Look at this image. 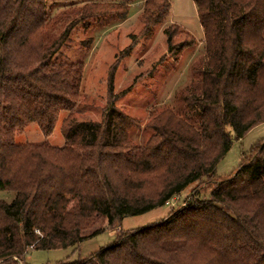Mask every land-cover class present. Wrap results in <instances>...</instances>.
<instances>
[{
    "label": "trees",
    "instance_id": "obj_1",
    "mask_svg": "<svg viewBox=\"0 0 264 264\" xmlns=\"http://www.w3.org/2000/svg\"><path fill=\"white\" fill-rule=\"evenodd\" d=\"M130 1L87 0L75 12L52 14L47 0H0V190L15 192L11 202L0 200V264L23 261L29 249L78 245L105 232V221L165 205L192 184L166 218L58 264H264V140L243 154L233 175L211 182L208 198L199 188L216 177L233 141L264 123V0H193L204 31L200 66L182 101L154 119L144 145L130 137L137 122L114 104L130 90L114 93L118 62L98 122L74 115L83 62L53 60L77 23L124 21ZM171 6L145 0L142 28L123 55L166 24ZM164 33L174 60L196 43L175 23ZM61 112L68 113L63 146L16 142L31 123L51 135Z\"/></svg>",
    "mask_w": 264,
    "mask_h": 264
},
{
    "label": "rangeland",
    "instance_id": "obj_2",
    "mask_svg": "<svg viewBox=\"0 0 264 264\" xmlns=\"http://www.w3.org/2000/svg\"><path fill=\"white\" fill-rule=\"evenodd\" d=\"M84 1L87 0H47V7L52 14L75 12L83 6ZM170 1L171 12L165 23L181 26L196 39L195 45L186 48L178 60H174L167 52L164 33L166 24L156 26L150 38H140L128 55H123L132 42V35H138L142 28L139 10L145 0H131L129 16L124 21L118 22L110 17L91 18L83 19L75 25L53 60L82 61L84 64L82 97L74 114L78 120H103L109 98L108 77L112 66L117 62L114 93L119 95L128 88L130 90L116 99L114 104L118 110L137 122L129 131L131 139L137 145H144L154 135L152 125L162 110L175 105L188 93V87L195 77L194 69L199 68L200 58L204 54V33L193 0ZM64 28L65 25H62L55 30L52 39L57 38ZM67 115V112L60 113L51 135L45 136L36 123H31L16 135V142H47L52 146H63L66 140L61 131V122ZM262 140L264 123L250 129L242 139L234 140L216 166V177L200 184L203 196H210L207 188L213 180L233 175L241 164L243 154H248ZM194 187L195 184L188 186L170 203L146 213L125 217L111 226L105 221V232L78 245L52 250L29 249L25 259L16 261V264H58L86 259L112 243L117 235L166 218L171 210L188 199ZM14 198L15 192L0 190V200L11 202Z\"/></svg>",
    "mask_w": 264,
    "mask_h": 264
},
{
    "label": "crops",
    "instance_id": "obj_3",
    "mask_svg": "<svg viewBox=\"0 0 264 264\" xmlns=\"http://www.w3.org/2000/svg\"><path fill=\"white\" fill-rule=\"evenodd\" d=\"M143 7V6H142ZM142 7L140 8V10H139V14H140V12H141V10H142ZM203 33H204V31H203ZM203 38H204V34H203Z\"/></svg>",
    "mask_w": 264,
    "mask_h": 264
},
{
    "label": "built area",
    "instance_id": "obj_4",
    "mask_svg": "<svg viewBox=\"0 0 264 264\" xmlns=\"http://www.w3.org/2000/svg\"><path fill=\"white\" fill-rule=\"evenodd\" d=\"M173 200V199H172ZM170 203V202H169Z\"/></svg>",
    "mask_w": 264,
    "mask_h": 264
}]
</instances>
